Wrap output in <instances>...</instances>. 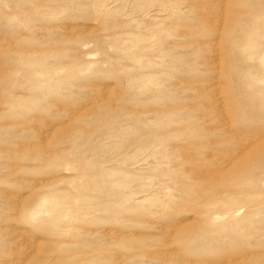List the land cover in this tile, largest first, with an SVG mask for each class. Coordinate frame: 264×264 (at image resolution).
Masks as SVG:
<instances>
[{"label":"rangeland","instance_id":"1","mask_svg":"<svg viewBox=\"0 0 264 264\" xmlns=\"http://www.w3.org/2000/svg\"><path fill=\"white\" fill-rule=\"evenodd\" d=\"M0 264H264V0H0Z\"/></svg>","mask_w":264,"mask_h":264}]
</instances>
